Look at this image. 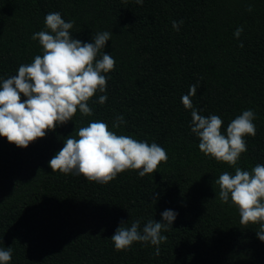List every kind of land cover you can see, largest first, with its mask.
<instances>
[{
    "label": "trees",
    "instance_id": "16d2710c",
    "mask_svg": "<svg viewBox=\"0 0 264 264\" xmlns=\"http://www.w3.org/2000/svg\"><path fill=\"white\" fill-rule=\"evenodd\" d=\"M51 12L75 21L74 39L94 43L96 32H110L101 52L116 65L105 74L107 92L88 101L91 116L77 109L27 148L0 136V249H12L8 264H264L259 226L241 225L238 208L222 203L214 184L225 171L264 164V0H0V83L43 54L31 37L50 32ZM173 20H183L179 31ZM191 85L193 107L219 115L222 134L244 110H254L256 135L244 137L247 151L236 166L199 150L191 110L181 101ZM100 95L108 97L104 104ZM117 115L126 123L115 129ZM96 120L159 144L167 162L144 177L127 170L107 184L53 172L49 161L65 139H78L79 128ZM167 209L178 215L162 231L168 239L159 256L150 243L115 250L111 237L122 222L139 220L142 230Z\"/></svg>",
    "mask_w": 264,
    "mask_h": 264
},
{
    "label": "clouds",
    "instance_id": "9594fccd",
    "mask_svg": "<svg viewBox=\"0 0 264 264\" xmlns=\"http://www.w3.org/2000/svg\"><path fill=\"white\" fill-rule=\"evenodd\" d=\"M136 2L143 4V0ZM74 23L65 21L59 12L48 13L45 25L50 32L42 30L31 37L39 41L43 54L36 55L29 64H21L16 75L0 83V136L8 142L27 148L49 130L72 120L77 109L83 116H91L89 99L97 91L107 92L109 77L105 74L114 70L116 61L101 50L111 33L96 32L94 43H86L73 38L70 29ZM182 24L183 20L172 21L176 31ZM242 32L240 26L234 36L239 39ZM239 46L243 47V42ZM196 90L197 86L191 85L181 101L185 109L191 110L190 127L199 138V150L219 162L236 166L241 154L247 151L244 137L256 135L254 110H244L229 123L226 135L222 134L224 122L219 115L204 116L200 114L202 109L193 107L190 97L196 95ZM107 99V95H100L98 103L104 104ZM125 123L123 115H117L112 127L118 129ZM77 135L78 139L68 136L64 147L49 161L53 172L82 175L86 180L107 184L127 170H137L144 177L168 160L167 151L159 144L117 134L104 121L88 123L79 128ZM214 184L219 186L218 199L224 204L231 200L238 208L240 224L258 225L257 237L264 241V164H257L251 171L236 167L234 175L225 171ZM161 215V221L148 220L142 230L139 220L130 227L122 222L111 237L115 250L129 249L134 242L150 243L156 246L154 255L159 256V245L168 239L162 231L173 225L178 213L167 209ZM11 259V248L0 249V264H8Z\"/></svg>",
    "mask_w": 264,
    "mask_h": 264
}]
</instances>
